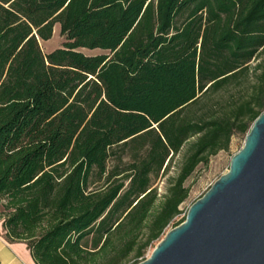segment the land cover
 I'll use <instances>...</instances> for the list:
<instances>
[{
    "label": "trees",
    "instance_id": "16d2710c",
    "mask_svg": "<svg viewBox=\"0 0 264 264\" xmlns=\"http://www.w3.org/2000/svg\"><path fill=\"white\" fill-rule=\"evenodd\" d=\"M263 111L264 0H0L4 237L36 264H137Z\"/></svg>",
    "mask_w": 264,
    "mask_h": 264
},
{
    "label": "water",
    "instance_id": "95a60500",
    "mask_svg": "<svg viewBox=\"0 0 264 264\" xmlns=\"http://www.w3.org/2000/svg\"><path fill=\"white\" fill-rule=\"evenodd\" d=\"M137 264H264V111L227 172Z\"/></svg>",
    "mask_w": 264,
    "mask_h": 264
},
{
    "label": "rangeland",
    "instance_id": "374dc122",
    "mask_svg": "<svg viewBox=\"0 0 264 264\" xmlns=\"http://www.w3.org/2000/svg\"><path fill=\"white\" fill-rule=\"evenodd\" d=\"M65 41L64 37L59 32V26L55 25L53 29L52 36L49 40L39 41L40 47L44 54L61 47L63 42ZM79 51L86 55H98L106 53L100 49H85L79 48ZM244 136L243 135H234L231 138L230 147L228 151H220L215 156L211 157L207 165L199 164L192 175L186 180L185 186L189 188V194L187 199L180 205L181 214L175 217L169 226L164 230L163 234L160 238L153 243V245L146 249L143 258L145 259L149 256L152 249L156 246L161 238H163L164 234L172 229L175 224H177L181 218L184 216L188 207L200 198L208 188L224 173L227 172L230 158L233 154H235L243 145ZM178 158L175 157L173 164L170 167V170L165 176L158 178L154 182V186L157 187L158 194H162L164 192V187L166 184L167 176H173L175 173L176 163ZM141 260H139L140 262Z\"/></svg>",
    "mask_w": 264,
    "mask_h": 264
},
{
    "label": "crops",
    "instance_id": "0c3cea01",
    "mask_svg": "<svg viewBox=\"0 0 264 264\" xmlns=\"http://www.w3.org/2000/svg\"><path fill=\"white\" fill-rule=\"evenodd\" d=\"M0 264H36L29 249L23 242L5 239L0 221Z\"/></svg>",
    "mask_w": 264,
    "mask_h": 264
},
{
    "label": "built area",
    "instance_id": "2783aa9c",
    "mask_svg": "<svg viewBox=\"0 0 264 264\" xmlns=\"http://www.w3.org/2000/svg\"><path fill=\"white\" fill-rule=\"evenodd\" d=\"M140 260L142 261L143 259H142V258H140Z\"/></svg>",
    "mask_w": 264,
    "mask_h": 264
}]
</instances>
